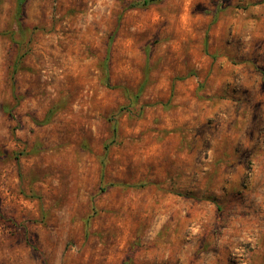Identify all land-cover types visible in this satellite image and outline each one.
Masks as SVG:
<instances>
[{
    "label": "rangeland",
    "instance_id": "1",
    "mask_svg": "<svg viewBox=\"0 0 264 264\" xmlns=\"http://www.w3.org/2000/svg\"><path fill=\"white\" fill-rule=\"evenodd\" d=\"M0 0V264H264V0Z\"/></svg>",
    "mask_w": 264,
    "mask_h": 264
},
{
    "label": "trees",
    "instance_id": "2",
    "mask_svg": "<svg viewBox=\"0 0 264 264\" xmlns=\"http://www.w3.org/2000/svg\"><path fill=\"white\" fill-rule=\"evenodd\" d=\"M152 0H135L131 3V6H146L150 4Z\"/></svg>",
    "mask_w": 264,
    "mask_h": 264
}]
</instances>
